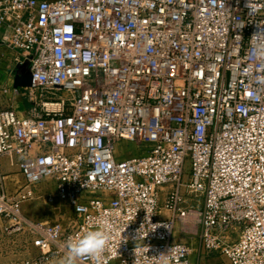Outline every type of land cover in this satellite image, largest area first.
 <instances>
[{"label":"built area","instance_id":"built-area-1","mask_svg":"<svg viewBox=\"0 0 264 264\" xmlns=\"http://www.w3.org/2000/svg\"><path fill=\"white\" fill-rule=\"evenodd\" d=\"M0 23L32 76L0 87L30 103L0 109V242L35 250L12 264H57L100 222L107 250L76 263L193 264L179 225L264 264V0H0ZM40 198L73 215L29 218Z\"/></svg>","mask_w":264,"mask_h":264},{"label":"rangeland","instance_id":"rangeland-1","mask_svg":"<svg viewBox=\"0 0 264 264\" xmlns=\"http://www.w3.org/2000/svg\"><path fill=\"white\" fill-rule=\"evenodd\" d=\"M120 155H132L141 153L140 149L137 148L136 144L130 142H123L120 144ZM54 181L50 179L46 184H42L41 187H45L47 190L53 186ZM51 186V187H50ZM31 204L29 212H24L29 218L34 220H53L57 219L61 215L70 216L73 215L72 208L61 201L54 203H48L44 199L40 198L33 201H28ZM0 218V227L2 225ZM231 237L235 239L238 237L240 228L234 227L232 230ZM176 235L179 239L189 243L191 245V260L193 264H228L226 256L219 252H207L201 251L200 237L196 232L185 233L181 231V228L177 227ZM16 250L17 252H13ZM35 253L29 240L25 234H17L13 238L5 239L0 242V264H12L18 259L25 256H29ZM63 260H57V264H62ZM78 264V263H76Z\"/></svg>","mask_w":264,"mask_h":264},{"label":"crops","instance_id":"crops-1","mask_svg":"<svg viewBox=\"0 0 264 264\" xmlns=\"http://www.w3.org/2000/svg\"><path fill=\"white\" fill-rule=\"evenodd\" d=\"M5 26L0 23V39L4 34ZM16 52L4 45H0V87L9 88H22L26 85H22L27 82L30 75V69L24 64L18 65L15 61ZM30 107L28 100L22 95L14 93L12 90L8 94H0V109L2 108H14L16 112L24 116ZM3 172H13L14 175H20L19 166H11L9 160L5 158L3 161ZM51 187V186H50ZM54 188L53 186L50 189ZM28 202L23 204L24 212H29L31 206Z\"/></svg>","mask_w":264,"mask_h":264},{"label":"clouds","instance_id":"clouds-1","mask_svg":"<svg viewBox=\"0 0 264 264\" xmlns=\"http://www.w3.org/2000/svg\"><path fill=\"white\" fill-rule=\"evenodd\" d=\"M148 211V210H147ZM110 225L100 222L83 234L69 238L65 242L66 256L62 264H76L77 258L88 255L98 258L105 253L110 243Z\"/></svg>","mask_w":264,"mask_h":264},{"label":"water","instance_id":"water-1","mask_svg":"<svg viewBox=\"0 0 264 264\" xmlns=\"http://www.w3.org/2000/svg\"><path fill=\"white\" fill-rule=\"evenodd\" d=\"M28 64H24V66H27ZM30 73V75H29V77H28V79H27V82H24L22 85H26V86H30L31 85V81H32V76H31V72H29Z\"/></svg>","mask_w":264,"mask_h":264}]
</instances>
